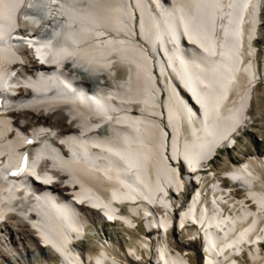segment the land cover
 Listing matches in <instances>:
<instances>
[{"label":"bare ground","instance_id":"1","mask_svg":"<svg viewBox=\"0 0 264 264\" xmlns=\"http://www.w3.org/2000/svg\"><path fill=\"white\" fill-rule=\"evenodd\" d=\"M263 17L264 0H0V79L4 70L13 78L51 69L29 50L24 64L15 61L16 32L11 51L1 44L15 22L25 36L52 34L71 47L64 58L42 54L66 68L19 89L29 102L0 108V162L19 147L17 134L33 129L67 150L65 160L37 155L58 179L49 186L26 187L32 167L0 169V230L11 239L0 241V264H147L144 255L153 252L151 264H194L195 242L206 253L202 264H247L245 255L248 264H264V156L232 164L226 176L204 166L262 116L255 82L264 68L254 60L253 40ZM5 87L0 83V95ZM81 88L105 96L112 110L50 96ZM182 171L195 179L210 171L206 200L204 188L189 204L176 194L193 178ZM191 182L188 193L198 185ZM169 189L177 197H167ZM100 212L139 237L121 249ZM136 223L153 231L133 230ZM193 226L194 236L182 239ZM88 237L95 252L79 244Z\"/></svg>","mask_w":264,"mask_h":264},{"label":"rangeland","instance_id":"2","mask_svg":"<svg viewBox=\"0 0 264 264\" xmlns=\"http://www.w3.org/2000/svg\"><path fill=\"white\" fill-rule=\"evenodd\" d=\"M264 19V17H263ZM258 46L260 49V54H259V60L262 63V66H264V25L261 30L260 34V40L258 42ZM264 81V80H263ZM259 93H258V98H260L262 101L261 103V115H255L257 118L255 122L247 128L246 132L244 135L241 136L240 140L238 141L236 147L231 148L230 151L225 149V152H218L217 157L213 160L212 162V170L215 171L216 174L218 175H224L226 171H228L231 168L230 161L234 162V165H238L242 162H246L248 159L254 157L256 154L260 158L264 156V82H262L259 86ZM255 112V111H253ZM228 152V153H227ZM227 185L229 184V181H227ZM237 194L239 196H243L244 192L240 190L239 187H236ZM126 210V209H125ZM106 225V229L109 232H112L114 234V243L115 245L120 246L121 249H125V244H133L134 240L139 237V234L131 232V230L126 229L125 227L121 225ZM102 224V227L104 228L105 226ZM139 232L140 233H145L144 229L142 226H140ZM196 229V227H192L191 229L189 228V231L186 233L181 234V238L185 239L186 237H191L194 236L192 235L193 231ZM190 235V236H186ZM198 237V236H196ZM200 239V238H199ZM81 245H83L88 251L90 252H95L96 249L98 248V245L92 246L91 245V239L88 237L85 242H79ZM154 247H156L155 242ZM194 249L193 256L191 257L193 260L194 264H202L203 258L205 257V251L202 250V246L199 242H195L194 244ZM200 245V246H198ZM264 250V247H263ZM145 256V261H147V264L152 263V257H154V252L151 253V256ZM244 261L248 264V256L245 255ZM136 264H144L143 262H137Z\"/></svg>","mask_w":264,"mask_h":264}]
</instances>
